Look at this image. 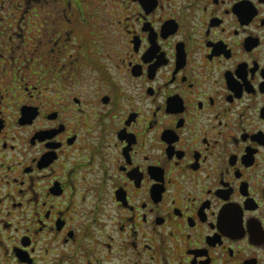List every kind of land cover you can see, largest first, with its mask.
Listing matches in <instances>:
<instances>
[{
  "label": "flooded vegetation",
  "instance_id": "obj_1",
  "mask_svg": "<svg viewBox=\"0 0 264 264\" xmlns=\"http://www.w3.org/2000/svg\"><path fill=\"white\" fill-rule=\"evenodd\" d=\"M0 264H264V0H0Z\"/></svg>",
  "mask_w": 264,
  "mask_h": 264
}]
</instances>
